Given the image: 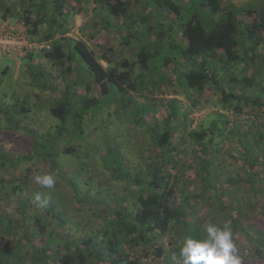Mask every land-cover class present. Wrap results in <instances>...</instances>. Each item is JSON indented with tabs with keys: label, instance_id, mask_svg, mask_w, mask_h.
Listing matches in <instances>:
<instances>
[{
	"label": "trees",
	"instance_id": "16d2710c",
	"mask_svg": "<svg viewBox=\"0 0 264 264\" xmlns=\"http://www.w3.org/2000/svg\"><path fill=\"white\" fill-rule=\"evenodd\" d=\"M69 1H75L83 7H87L88 4L92 5V12L96 15L97 23L93 22L91 27L82 24L81 29H77L78 37L67 36V34L73 33L74 26L72 20L74 13L71 12ZM194 1L0 0V20L1 24H6L8 28V24L23 27V32L19 31V33L23 34L27 43L32 44L33 48L22 58V60H27L23 66L22 75H28L26 80H28L31 89L37 85L44 88L43 91H47L49 94L48 105L52 101L53 103L46 109V114L65 122L73 115L68 99L77 98L81 94L77 92L78 84L85 85L83 89L86 108L94 104V99H96L93 98L95 96L88 98V95H95L96 91L102 94L108 93L109 84L118 86L122 91L128 89L131 95L137 94L138 91L137 96L140 93L138 88L144 89L145 94L143 93V95L146 99L137 97V104L143 107L147 104L157 105L156 102L160 99L161 92L155 93L151 86L147 85L152 77L151 72L154 70L150 66L152 56L145 49L148 47H140L135 55L131 53L133 56L131 60L126 58L128 52L126 48L130 41H134L138 35L135 30L138 27H134L139 25L145 27L146 34L138 37L139 42H134L135 44L145 40L147 46H150V44L169 41V39L167 40L169 31L163 32L154 28L156 18H158L157 25L166 28L164 24L166 21L156 15L159 14L156 9L167 12L164 15H173L172 17L180 19L182 12ZM235 1L200 0L198 3L201 6L200 13L192 14L180 23V40L183 43V48L178 51V65L175 67L169 59H166L164 64L171 72L172 79L174 78L172 72H178L175 80L180 81L181 92H173L169 89L172 94L184 96L187 103L194 106L196 105L193 101L194 96L197 97V95L205 93L209 98L214 96L216 101L220 99V102H224L226 104L224 112L231 111L239 116V120L236 121V128L238 126L236 130L234 126L229 128V123L227 125L225 123V128L229 130L226 135L227 140H234L236 144L246 142L240 152L242 160L237 165L238 172L235 173L238 176L236 185L246 183L250 186L254 196H259L257 193H259L260 186H254V182L263 183L259 176L261 168L264 169V65H262L264 64V55L259 53L260 49H262V53L264 50V0H247L249 1L247 5H236ZM152 2L158 6H154ZM143 5L150 6L152 10L143 7ZM143 11L147 15H144ZM97 13H100V16ZM151 16L155 17L154 21H150ZM98 27L102 29V33ZM121 30L126 31V36L122 35ZM169 30L171 33L172 29L169 28ZM112 33L118 37L119 41L116 44L118 46L111 43ZM167 44L173 46L172 41ZM36 45H43V48L37 49ZM123 52H126L125 55L122 54ZM33 61L38 64L47 61L53 67L51 72L62 79L60 88L46 87L40 71L33 75ZM206 64H210V66L206 68ZM81 67H85V75L77 71ZM222 72H224L223 81L226 85L228 82L234 84L235 91L229 89L225 91L222 88L221 83H224L221 77ZM5 73H7L6 67L0 74ZM83 77L87 79V82ZM138 80L139 84H137ZM145 86L148 87L144 88ZM148 90H151L149 96H147ZM193 91L197 93L194 94ZM26 95L31 96L28 92ZM153 96L156 98H152ZM35 97L39 98L40 95L37 94ZM169 100H177L178 103H172V107L169 108L166 103L155 106V108L157 107L156 115L162 109L166 112L161 120L156 122V125L151 124V131L143 134L149 144L143 146L144 151L140 152L138 156L140 163L137 170L128 167L125 159L122 160L123 162L121 160L117 162L98 160L102 170L97 171H100L102 175L108 173L113 179L114 185L124 186V189L131 190L128 210L124 213L119 210L114 213V219L123 232L115 241H110L107 245H95L91 251L89 250L90 240H83L75 246L68 237L63 240L62 248L59 249L62 250V255H57L56 251L59 250L56 249L51 250L52 253L48 254V249L44 247L45 242L41 248L36 247V237L43 234L46 227L41 224L39 218L33 219V227H28L25 223L27 218L30 222L29 211L31 205L34 204L29 196L22 192L27 188L28 174L31 171L25 169L19 176L10 177L11 183L10 181L6 182L1 176L3 174H0V191L8 188L10 192L9 200L7 196H2L3 201L6 199L7 205L12 204L15 207L13 211L8 208L9 212H0V238L6 240L7 237H4L6 234L14 231L19 232L18 243L27 248L24 256L22 253H16V255L7 253L4 255V259L1 257L2 264H146L143 263L142 256L147 257L149 253H153L154 258L164 264L173 262V264H183L182 257L179 256L183 240L188 237L203 238L207 226L205 223L207 212L213 208L218 213L223 212L228 205L224 206L221 195L211 194L213 196L210 197L206 196L207 194L203 195V192L193 194L190 189H187V185L191 184L193 180L199 181L201 189L203 182L209 180L206 171L210 162L207 158L209 150L205 141L211 142L213 137H216L210 128L203 131H197V128L193 130L189 133L190 143L186 141L187 138L184 139L185 137L182 136V140L187 143L181 148L180 154L187 155L189 153L194 157V161L188 163L187 167L182 166L179 169L178 164L181 161L180 159L173 160L175 158L173 151L176 150L174 141L177 130L175 129L180 126L177 124L178 118L182 117L178 106L182 102L177 98ZM161 101L164 100L160 99ZM36 102H38L37 99ZM130 106L129 103L127 107ZM188 110L190 111V109ZM214 114L209 113L208 118L200 124L209 121ZM249 114L253 115L257 124H253L256 126V134L250 137L255 144H250L249 136L241 131V116ZM212 124L213 120L210 125ZM9 128V125L6 124L4 128H1V132L9 131ZM156 128L163 132L155 134ZM209 134L213 136L208 138ZM220 134L225 136L226 133L220 132ZM235 137L237 138L235 139ZM32 139L35 140V138ZM69 150L65 148L63 151L69 152ZM95 159L97 158L93 159L92 164ZM171 168L177 169V174L171 173ZM189 177L192 179L189 180ZM14 196L19 199L18 202L13 199ZM3 201L0 205H3ZM204 201L207 203L204 204ZM46 209L49 211L48 213H51L49 207L46 206ZM12 212L13 214H11ZM126 216H130V218L127 219ZM53 217L55 218L54 213ZM223 222L224 219L221 218L218 225L222 226ZM14 224H17V227H14ZM232 230L234 231V229ZM5 245L10 244L6 243ZM249 245L254 253L259 254V259L264 260L262 253L264 251V232L261 242L258 244L251 242ZM82 246H85L89 252L84 254L81 251ZM126 248L132 252L129 253ZM236 249L238 251L237 247ZM6 252L8 250H2V253ZM48 255L52 256V263H49L51 259L48 262L45 261L46 257L49 258Z\"/></svg>",
	"mask_w": 264,
	"mask_h": 264
},
{
	"label": "rangeland",
	"instance_id": "374dc122",
	"mask_svg": "<svg viewBox=\"0 0 264 264\" xmlns=\"http://www.w3.org/2000/svg\"><path fill=\"white\" fill-rule=\"evenodd\" d=\"M199 2L200 0H195L193 4L182 12L180 19L178 17L175 18V16L172 17L173 15H164L167 12L157 8L156 11L160 15H156L166 21L164 23L166 28H161L157 25L158 22L156 23V21H158V18L155 20V17L151 16L150 21L155 20V29L163 32L169 31L167 34V37H169L167 40L169 39V41L167 42L172 41L173 46H168L170 44H167L166 41L154 45L150 44V46H147L148 44L145 43V40L135 44L134 42H139L138 37L146 34L144 26H135L134 28L138 27L135 29L138 35L134 38V41H130L129 46L126 48L128 51L126 58L131 60L133 57L131 53L135 55L140 47H148L145 49L152 56L150 66L154 70L151 72L152 77H150L147 85L151 86L152 91L155 93L160 91L159 98L164 100L160 102V99H158L157 105L166 103L169 108L174 103H178L177 100V102L169 100L171 98H177L182 102L178 106L182 112L180 113L182 117L178 118L177 124L180 126L175 129L177 130L175 131L176 137L174 141L176 150L173 151L175 157L173 160L180 159L181 161L178 164L179 169L182 166L187 167L188 163L190 164L191 161H194V157L189 153L187 155L180 154L181 148L186 145L185 143L188 141L190 143L189 133L196 130V128L197 131H203L207 128L212 129L211 131L216 138L213 137L211 142L205 141L209 150V155L207 154L209 157L207 158L210 162L206 168L209 180L203 182L202 189L199 187V181L193 180L191 184L187 185V189H190L193 194L203 192V195L207 194L206 196L210 197L216 194L221 195L224 200V206L228 205V207L225 211L219 213L214 208L209 210L205 215L206 225L210 223L218 225L221 218L224 219L223 223L230 222L233 242L238 248L237 253L242 258V264H264V260L259 259V254L254 253V250L249 245L251 242L254 244L261 242V236L264 232V169L261 168L259 176L263 183L254 182V186H260L259 193H257L259 196H254L250 186L246 183H242L239 186L236 185L238 176L235 173L238 172L237 165L242 160L240 152L246 142L236 144L234 140L231 141V139L227 140L226 138L229 131L227 130L228 128H225L226 125L229 123V128L234 126L236 130L238 128V126L236 128V121L239 120V116L231 111L224 112L223 109H225L224 106L226 104L220 102V99L216 101L214 96L209 98L205 93L197 95V97L195 95L193 101L196 105L193 106V104L187 103L184 96H180V94L176 96V94L171 93L172 90L173 92H181L179 89L180 81L178 79L175 80L178 72H172L174 78H171L172 74L166 68L164 61L169 59L175 67L178 65V51L183 48V43L180 40V23L190 15L197 14V12L200 13L201 6L198 5ZM68 3L69 7L72 8L71 12L74 13L72 18L74 26L72 28L73 33L67 34V36L78 37L77 29H81L82 24L91 27L93 22L97 23L96 15L92 12L93 6L90 4L87 7H83L75 1H69ZM234 3L236 5H247L249 1L236 0ZM152 4L158 6L154 2ZM143 7L146 6L143 5ZM146 8L152 10L150 6ZM143 14L145 15L146 12L143 11ZM97 15L100 16V13H97ZM112 19L116 20L115 18ZM8 26L9 29L6 24L2 23L0 28H4L8 32L11 31V28L14 32H23V27L20 25L12 26L8 24ZM98 28L102 33V29ZM169 28L172 29L171 33ZM121 31L122 35L126 36V31ZM22 35L21 33L19 34L21 39H23ZM117 38L113 33L110 36L111 43L115 46H118L116 45L119 41ZM117 51L120 52L119 50ZM27 52V49L23 48L21 51L22 55L0 53V73L5 67L7 68V73L0 74V174H3L1 176L8 182L10 177L19 176L23 170L29 169L31 172L28 174L27 188L22 191L23 194H27L29 199L33 201L34 195L40 192L48 200L46 206L51 209V213H48L49 211H47L46 207L38 209L35 204H32L29 211L30 222H28V218L25 221L28 227H33V219L39 218L41 224L46 227V231L36 237V247L41 248V245H44L45 242L44 247L48 249V254H51V250L61 249L63 240L69 237L75 246H77L78 242L90 240L89 246L92 248L90 247L89 250L92 251L95 245H107L122 234L121 227L114 219V213L118 210L123 213L128 210L127 205L129 193L131 192L129 189H124V186L114 185L113 179L108 173L102 175L98 160L102 161L104 159L105 162L121 160L123 162L122 160L125 159L128 167L132 170H137L140 163L138 162V156L140 152L144 151L143 146L149 144L143 134L149 130L151 131V124L156 125V122L161 120L166 111L162 109L156 115L157 107L155 108V106L157 105L147 104L145 107L139 106L137 97L146 99L143 95L144 89L138 88L140 93L137 96L138 91L137 94L131 95L128 89L122 91L114 84L108 85V93L102 94L96 91L95 95L89 94L88 98L95 96L93 98L96 99H94V104L86 108L84 102L85 91L83 89L85 85L78 84L79 89H77V92L78 94L81 93L80 96L68 99L70 111L73 115L71 118L66 119L65 122H61L46 114V109L53 103L52 101L48 105L49 94H47V91H43L44 88H40L37 85L31 89L28 80H26L28 75H22L23 66L27 63V60H21V57L26 56ZM125 53L123 52L122 54L125 55ZM259 53L264 55V50L262 53V49H260ZM33 63V75L40 71L44 79L42 81L47 85H45L46 87L60 88L62 79L54 72H51L53 67L47 61H42L39 64L33 61ZM206 65V68L210 66V64ZM77 71L85 75L86 69L81 67ZM221 77L222 82H224V72L221 73ZM80 80L83 82L81 77ZM84 80L87 82L86 78ZM137 84H139V80ZM221 84L225 91H228V89L236 90V86L232 83L228 82L226 85L224 82ZM147 87L145 86L144 88ZM26 92L31 96L26 95ZM148 92L147 96L151 94V90H148ZM193 92L194 94L197 93ZM237 93L239 94V91ZM37 94L40 95L39 98L35 97ZM57 95L59 96V94ZM32 97L33 100H31ZM152 98H156V96ZM36 99L38 102H36ZM129 103L131 106L127 107ZM211 112L215 113L211 119L204 124H200L204 119L208 118V114ZM151 120L153 123H151ZM212 120L213 124L210 125ZM240 120L243 133L247 134L249 138L256 134L255 125L257 124L253 115L241 116ZM6 124L10 127L9 131L1 132V128H4ZM160 124L162 125V123ZM173 125L174 123L172 122ZM156 131L155 134L163 132V130L158 128H156ZM172 131L174 130L172 129ZM220 132H225V136L221 135ZM213 135L209 134L208 138ZM182 136L185 137L184 139L187 138V142L182 140ZM32 138H35V140ZM253 141L250 138L249 143L255 144ZM65 148L70 149L69 152H64ZM94 158L97 159L92 164ZM170 171L174 175L177 174V169L171 168ZM43 174L55 175L56 185L54 189H43L35 184L34 178ZM190 179L192 177H189ZM9 193L8 188L0 191V203L3 201L2 196H7L9 200ZM13 199L16 202L19 201L16 196ZM211 200L213 201V199ZM204 202V204L207 203L206 201ZM7 203L8 201L4 199L3 205H0V212H9L8 208L12 211L15 209L12 204L7 205ZM199 205L201 204L199 203ZM122 215L125 216L124 214ZM216 215H219V217H216ZM129 218L130 216L127 217V219ZM14 227H17V224H14ZM18 235L20 233L14 231L4 236L5 238L7 237L6 240L0 238V264L3 262L1 257L4 259V255L7 253L14 255L22 253L23 256L26 253L27 248L18 243ZM6 243L10 245H5ZM9 246L12 247L6 248ZM2 250H8V252L2 253ZM89 250H86L85 246L81 248L84 254L89 252ZM126 251H128L127 248ZM128 252L131 253L132 250ZM262 253L264 255V251ZM56 254L62 255V250L56 251ZM153 255V253H149L147 257L142 256L143 263L164 264L161 261H157ZM48 257V259L46 257L45 261L48 262L51 259L49 263H52V256L48 255Z\"/></svg>",
	"mask_w": 264,
	"mask_h": 264
},
{
	"label": "clouds",
	"instance_id": "9594fccd",
	"mask_svg": "<svg viewBox=\"0 0 264 264\" xmlns=\"http://www.w3.org/2000/svg\"><path fill=\"white\" fill-rule=\"evenodd\" d=\"M34 182L40 188L52 190L56 185V177L52 174L37 175ZM33 202L38 209H43L48 204V200L40 192L34 195ZM204 231L203 238L188 237L183 240L179 249L183 264H242L233 242L230 222H225L222 226L210 223Z\"/></svg>",
	"mask_w": 264,
	"mask_h": 264
},
{
	"label": "built area",
	"instance_id": "2783aa9c",
	"mask_svg": "<svg viewBox=\"0 0 264 264\" xmlns=\"http://www.w3.org/2000/svg\"><path fill=\"white\" fill-rule=\"evenodd\" d=\"M19 34L13 30L8 32L6 29L0 28V51L10 54H21L23 48L27 49V51L32 50L33 45L28 44L24 37L21 39ZM36 47L40 49L43 48V45H36Z\"/></svg>",
	"mask_w": 264,
	"mask_h": 264
},
{
	"label": "crops",
	"instance_id": "0c3cea01",
	"mask_svg": "<svg viewBox=\"0 0 264 264\" xmlns=\"http://www.w3.org/2000/svg\"><path fill=\"white\" fill-rule=\"evenodd\" d=\"M26 54H27V53H26ZM26 54H25V55H26ZM23 56H24V55H23ZM24 57H25V56H24ZM24 57H21V60H22V58H24Z\"/></svg>",
	"mask_w": 264,
	"mask_h": 264
}]
</instances>
